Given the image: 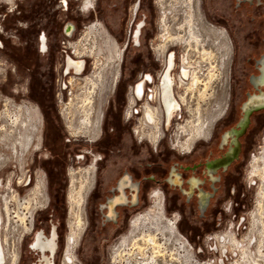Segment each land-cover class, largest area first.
Instances as JSON below:
<instances>
[{"label": "rangeland", "instance_id": "rangeland-1", "mask_svg": "<svg viewBox=\"0 0 264 264\" xmlns=\"http://www.w3.org/2000/svg\"><path fill=\"white\" fill-rule=\"evenodd\" d=\"M127 1L96 0L95 10L88 13L82 10L81 2L77 0H0V250L3 253L0 264H13V254L19 251L18 264H41L40 253L30 247V241L38 230L51 236L54 226L57 233L55 264H62L66 234L75 220V215L70 217L68 202L71 175H76L74 185L79 188L81 182L84 183L81 175L85 168L91 164L93 157L102 155L103 147L108 151L104 158L97 161L94 188L84 205L88 223L75 248L76 264H128L126 257L134 249L131 242L125 245L124 258L116 252L122 237L129 235L132 220L153 213L155 197L147 207L152 188L159 193L165 210L162 222L177 219V230L190 245L188 253H184L179 250L178 244L173 241L165 243L163 239L165 254L158 257L157 264H184L176 260L179 257L187 262L264 264V179L249 176L253 157L260 156L264 149V110L251 116L247 131L240 138L238 157L227 170L218 171L216 182L207 179L204 169L208 159L219 156L226 149V145L221 148L218 144L220 134L237 125L235 122L241 115V102L248 92L257 90L249 80L257 71L258 57L264 52V0H163L166 5L164 10L173 24L172 35L180 32L183 36L188 33V26L192 25L202 41L198 47L189 43L184 45L189 48L191 60L200 65L198 76L201 82L197 84L198 92L189 91L186 94L181 118H174L172 133L162 140L156 150L145 141L139 142L135 132L118 116L124 101L125 83L136 70L134 55L137 50L145 55L147 43L137 48L132 41L129 42L123 67L124 80L117 83L114 92L103 104L106 115L99 141L104 139V143L89 142L88 137L72 134L67 130L64 119L56 117L52 110L48 111L50 122L46 124V114L40 103L30 96L31 91L37 96L39 93L45 105H49L50 93H58L57 109L61 112L62 102H68L71 94L79 93L85 84L83 79L93 72V59L83 56L86 59L83 72L64 73L62 50L66 48L63 46L67 47L68 42L78 43L86 27L96 21L105 25L120 44L125 42L123 37L127 38L130 26L127 23L123 25L122 19L131 17L130 8H124ZM158 2L156 4L153 0L151 6L150 0H143L132 26L134 29L136 23L146 21L142 30L152 32L154 35L150 38L153 41L156 36L155 43H161ZM203 15L217 27L210 26ZM69 21L75 24L77 32L71 39L62 34L64 25ZM219 27L224 28L231 39V60L228 40ZM42 33L47 35L50 47L45 54L39 51L37 42ZM182 48L177 45L171 50L181 54ZM102 53H106L104 47ZM110 72L105 85L110 83ZM71 76L80 79L73 87ZM108 91L107 87L104 93ZM174 91L176 94L183 93L182 87L177 84ZM98 92L99 88L95 90L93 99ZM4 103L8 104L10 115H5ZM24 104L37 106L41 116L36 115L34 107L20 110ZM225 106L227 108L213 126L210 139L200 140L192 153H181L176 141L185 137L183 134L182 137L175 135L177 124L183 126L188 121L192 132L193 121L200 114L210 128L212 116L222 113ZM96 120L92 119L93 128ZM140 125L137 120L131 123L133 129ZM39 127L43 139L37 150ZM76 149L89 150L91 160L86 161L83 157L75 159L74 154L80 153ZM148 162H154L156 166L144 171ZM172 167H176L186 181L191 175L204 180L203 186L211 193L204 213L200 212L194 197L188 198L180 186L167 183V174ZM126 170L133 174L135 181H141L139 203L118 207L117 221H104L99 205L110 194L109 189L115 179ZM152 174L153 180L146 182L142 179ZM42 178L44 192L49 198L47 207L32 199L36 197L37 180ZM25 182L28 184L25 185ZM159 190L163 193L164 202ZM259 201H262L261 208H258ZM32 209L35 213L33 231L28 233L26 227L31 220ZM231 232L237 242L232 244L227 240L221 247L217 236ZM140 233L137 230L134 234ZM165 233L167 236L168 231ZM139 242H142L141 238ZM129 256L135 261L132 254Z\"/></svg>", "mask_w": 264, "mask_h": 264}, {"label": "flooded vegetation", "instance_id": "flooded-vegetation-1", "mask_svg": "<svg viewBox=\"0 0 264 264\" xmlns=\"http://www.w3.org/2000/svg\"><path fill=\"white\" fill-rule=\"evenodd\" d=\"M77 1L81 2L80 5L84 12L91 13L95 10L96 0ZM155 2L156 4L158 2L160 6L161 15L159 20L161 25L158 28L160 29L159 38L161 43H155L154 40L156 39V36L153 40L154 42L151 41L150 36H153L154 34L152 32L147 33L142 30L143 26L146 25V21L138 22L136 23L134 29L132 28L133 24H135L137 12L143 3V0H129L124 3V8H130L131 17L129 19H122L123 25L127 23L130 26L127 38L123 37L125 42L120 44L110 34L105 25H103L100 21H96L86 27L84 34L78 43L68 42L67 47L63 46L66 48L62 50V55L64 57V73L83 72L86 63V59L82 58L83 56L93 59V72L83 79V81H85L84 86L82 88L79 87L81 89L79 93L83 91L84 93L82 95H79V93L74 95L71 94L68 102H62L63 106L61 112L57 109L58 93L54 94L51 92L48 101L49 105H45L43 99L39 96V93H37V96L36 94H33L32 91L30 92V96L40 103L42 111L46 114V124L50 122L48 111L52 110L56 117L58 116L64 119L68 128L67 130H69L72 134H79L81 136L88 137L89 142H98L103 131L102 123L106 115L103 109V104L108 101V97L114 92L117 83H121L122 80H124L123 67L125 65L126 58L125 52L129 42L132 41L134 46L137 48H142L143 45L147 43V51L145 55H143V51L137 50L138 53L134 55L133 63L136 70L128 77L127 82L125 83L124 101L120 105L118 115L119 119L127 123L128 128L132 132H135L139 138V142L145 141L151 144V149L154 148L156 150L157 147L162 144V140H164L167 135L172 133V121L177 116L178 118H181L182 104L185 103L183 101V97L187 94L185 91V85L189 83L193 72L196 71L197 63L195 64L189 57V48L184 47L185 43L176 40L175 36L172 35L173 24L169 20V14L166 10H164L166 5H162L163 0H155ZM64 5L67 7L66 1L64 2ZM129 5H131V7H129ZM150 5L153 6V0H150ZM204 18L210 26L217 27L209 22L205 16ZM219 28L224 32L228 40L231 60V53L233 51L231 39L224 28ZM75 33H77L75 24L72 21L67 22L63 27L62 34L66 38L71 39ZM37 42L39 51L43 54L47 53L50 48L48 45L47 35L45 33L40 34L37 38ZM0 45H2L1 41ZM177 45H181L183 47L181 54H178L176 50H171ZM103 47L105 48L106 53H102ZM57 64L55 66V70L57 69ZM108 72L112 73L110 83L109 85H105V82L108 81L106 80L109 74ZM260 78L264 80V52H262V55L258 57L257 71L251 75L249 80L253 87L256 86L255 88L257 90L254 92H248L245 99L241 102V115L235 122L237 125L229 127L220 134L218 144L220 143L221 148H224L226 145V149L219 156L208 159L207 162L204 163L206 177L211 182H216L218 180L217 173L219 170H227L229 166L233 164L235 159L238 157L241 148L240 138L246 133V128L251 116L256 112H260V110H264L260 108L258 111H253L249 116L247 125L244 128L240 125L243 117L242 104L248 100V95L259 94L258 89L264 91V86L261 85ZM79 80L80 79L76 76H71V86L73 87ZM176 84L177 86L182 87V94L175 93L174 87ZM107 87L109 91L104 93V90ZM129 87L130 90L128 91ZM97 88H99L100 92H98L96 97L93 99V94ZM82 89L84 90L82 91ZM8 100H10V98H8ZM7 105V103H4V109H7ZM25 107H28L29 109L34 107L36 115L41 116L37 106L24 104V106L20 109ZM226 108L227 107L225 106V109H222V113L218 114L216 117L212 116L210 128L206 122L205 128L201 133L195 132V130L191 132L188 121L185 125H183L184 129H181L183 126H179L178 123L175 135L182 137L183 134L185 137L184 139H180L179 142L178 140L176 141L177 146H179L182 150L181 153H192L195 145L200 140L210 139L212 136L213 126L223 116ZM93 118L97 119L95 128H93L92 125ZM133 120H137L141 123V125L136 129L131 127ZM57 126L60 128L59 125ZM41 132V128L39 127L38 144L36 146L37 150L40 149L43 139ZM104 134H106V132H104ZM99 143H104V139H101ZM101 150L103 151L102 155L99 157H93L91 164L85 168V172L81 175L84 177V183L81 182L82 185H80L79 188H76V185H74L76 175H71L72 181L68 193V202L71 212L70 217L75 215V220L72 222L71 226L68 224L70 227L66 234L62 264H76L75 248L78 246L79 240L86 228L85 225L88 223L84 212V205L87 197L94 188L97 161L104 158L108 151L106 147L101 148ZM76 151L80 153L74 154L75 159L79 160V158L82 159L83 157L86 161L91 160L92 154L89 153V150L76 149ZM77 156L79 157L77 158ZM251 164L249 176H259V178L264 179V149L260 156L253 157V162ZM154 166H156L154 162H148L144 166V171H149L150 168ZM167 177V183L174 186H180L183 189V193L187 194L189 198L194 197L196 199L200 212H205L210 202L211 193L203 186L202 183H204V180H202L201 177L191 175L186 181L183 179L182 173L177 170L176 167L169 169ZM153 178L154 175L152 174L144 176L142 179L149 182L153 180ZM134 179L133 174H130L128 170L121 173L115 179L113 185L109 189L110 194L105 196L103 202L99 205V211L102 214L104 221L112 223L113 221H117L118 207L127 206L128 204L135 206L139 203L141 181H135ZM24 184L27 185L28 183L25 182ZM44 187V179L42 178L37 180V185L35 187L36 197H33L32 199L33 201L38 200L40 206L47 207L49 205V198L44 192ZM155 191V188H152L148 194L150 204L147 207L151 205V202L154 200L153 197H155V209L152 210L153 213L137 216L132 220V227L129 235L122 237V243L116 252L117 255H121L124 258V254L126 253L125 245H127L128 241H130L131 245L134 247L133 250L144 244L142 232L144 233L146 227L142 226L146 225L147 221L151 219L154 220L158 215L161 218L163 215L165 216V210H163L161 198L159 193H155ZM159 191L161 192V190ZM38 194H41L42 196L39 197ZM161 194L164 202L163 193L161 192ZM158 211L160 214L156 215ZM34 215L35 213L32 209L30 211L31 220L26 227V231L28 233L33 231L32 217H34ZM174 222L177 224V219H175ZM137 230L141 231L139 234L141 237L138 234H134ZM140 238L142 242H139ZM217 238L221 247L227 240H229L232 244L237 242V239L232 232L227 235H219ZM30 247L40 253L41 264H55L54 256L57 250L56 227H53L51 236H47L42 230L34 232L33 239L30 241ZM135 253L136 254L133 255L135 261L131 260V257L129 256L130 252L129 254L127 253V263L136 264L138 261L142 260L141 258H144L143 256H145L139 254L138 251ZM19 260L20 251L18 253L17 264L19 263Z\"/></svg>", "mask_w": 264, "mask_h": 264}, {"label": "bare ground", "instance_id": "bare-ground-1", "mask_svg": "<svg viewBox=\"0 0 264 264\" xmlns=\"http://www.w3.org/2000/svg\"><path fill=\"white\" fill-rule=\"evenodd\" d=\"M162 5L164 6L163 2H162ZM188 30H189L188 33H186L183 36L181 35L180 32H178L175 36L176 40L182 41L185 44L189 43V44L194 45L195 47H198V45L202 42L199 40V35L194 31L192 25L188 26ZM203 54H205L204 51L202 53V56H204ZM197 66L198 67H196L197 68L196 71H194L192 74L191 80L189 81L188 84L185 85V90L187 93L189 91L192 93H194V91H197V92L199 91V86L198 85L196 86V84L197 82L198 83L201 82L200 76H198L200 65H197ZM260 83L262 86H264V80L262 78H260ZM258 90H259V94L248 95V100L242 104V113H243L242 116L243 117H242L240 125L243 128L247 125L249 121V116L251 115L253 111H258L260 110V108L264 109V91H262L261 89H258ZM202 94L203 92L201 93V95ZM186 99H187L186 96L183 97L184 102L186 101ZM24 109H29V108L25 107ZM199 111L200 110L198 109L196 110L197 114H199ZM4 112H5V115L6 114L10 115L8 108L4 109ZM205 122H206V119L204 120V118L200 114L197 115L196 119L193 121V127H194L195 132L201 133L205 128ZM261 202L259 201V208L262 207ZM28 203H30V201ZM23 217L24 215L22 216L21 219H23ZM0 218H2L1 211H0ZM162 219L163 218H161L158 215L156 216L154 220L151 219L147 221L146 225L142 226V227H146L144 233L142 232L143 234L142 239H143L144 244L138 246L135 250L130 251V254L132 255L136 254L135 253L136 251H138L139 254L145 255L143 256L144 258H141L142 260L138 261L136 264H157V260L159 259L158 257L164 256L165 254L166 248L162 246L163 242L166 243V242L173 241L175 244H178L181 247L182 251L188 253L187 246L185 245L186 240L183 238V236H180L176 228L175 222H173L171 219H168L166 220L167 223H163ZM166 230L168 231L167 236L169 237L166 236V233H165ZM162 240L163 242H161ZM1 251L2 250H0V255H1L0 257L2 258L3 253ZM12 260H13L12 261L13 264H17L18 252L13 254ZM128 264H132V263H128ZM204 264H212V262L206 261Z\"/></svg>", "mask_w": 264, "mask_h": 264}, {"label": "built area", "instance_id": "built-area-1", "mask_svg": "<svg viewBox=\"0 0 264 264\" xmlns=\"http://www.w3.org/2000/svg\"><path fill=\"white\" fill-rule=\"evenodd\" d=\"M185 195H187V194H185ZM189 198V197H188ZM185 240H186V238H184ZM186 246H187V249H188V247L190 246L189 245V243L186 241V244H185ZM179 248H180V250H181V247L179 246ZM185 253V252H184ZM179 256H182V255H179ZM177 261L178 260H180L181 262L183 261L184 262V264H186V263H191V264H204L206 261H194V260H192V262H187L184 258H181V257H179V258H177L176 259Z\"/></svg>", "mask_w": 264, "mask_h": 264}]
</instances>
